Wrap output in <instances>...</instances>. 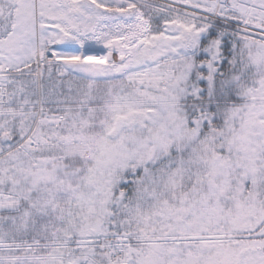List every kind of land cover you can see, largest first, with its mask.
Segmentation results:
<instances>
[{
  "label": "snow or ice",
  "instance_id": "6c2138e0",
  "mask_svg": "<svg viewBox=\"0 0 264 264\" xmlns=\"http://www.w3.org/2000/svg\"><path fill=\"white\" fill-rule=\"evenodd\" d=\"M0 264H264V0H0Z\"/></svg>",
  "mask_w": 264,
  "mask_h": 264
}]
</instances>
